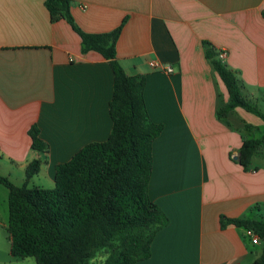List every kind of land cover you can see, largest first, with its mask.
Masks as SVG:
<instances>
[{"label": "crops", "instance_id": "0c3cea01", "mask_svg": "<svg viewBox=\"0 0 264 264\" xmlns=\"http://www.w3.org/2000/svg\"><path fill=\"white\" fill-rule=\"evenodd\" d=\"M71 1L87 33L112 32L126 20L117 58L128 76L146 78L148 114L164 126L153 144L149 196L168 225L156 235L150 259L138 264H252L263 241L254 245L245 228L222 229L221 219L264 221L257 219L264 214V168L254 165L257 154L250 169L239 163L243 141L257 140L264 119L242 108L226 121L217 117L228 91L207 51L225 53L223 63L259 109L264 0ZM45 2L0 0V166H11L1 175L16 172L15 185L22 186L27 166L41 158L28 186L52 189L59 164L110 137L114 74L100 54L82 52L81 37L65 19L51 21ZM153 61L173 73L154 70ZM35 125L48 153L32 149Z\"/></svg>", "mask_w": 264, "mask_h": 264}, {"label": "trees", "instance_id": "16d2710c", "mask_svg": "<svg viewBox=\"0 0 264 264\" xmlns=\"http://www.w3.org/2000/svg\"><path fill=\"white\" fill-rule=\"evenodd\" d=\"M51 21L65 19L82 39V52H96L109 61L114 74L109 104L113 126L104 142L87 145L70 161L56 167L55 187L28 186L40 173L41 158L26 168V183L17 186L0 174L8 189L10 254L35 258L37 264H138L150 259L152 244L168 218L149 196L153 169V144L164 126L152 121L144 100L146 78L128 76L117 58L116 45L126 20L103 34L83 31L72 15L71 0H46ZM264 16V11H263ZM207 58L224 82L228 101L220 100L217 117L223 121L242 108L264 119L243 94L238 73L223 63L218 51ZM32 149L49 151L38 126L29 132ZM264 139L244 140L239 163L246 170L262 149ZM229 225L253 231L264 241V221L222 217ZM105 258V259H104ZM252 264H264V247Z\"/></svg>", "mask_w": 264, "mask_h": 264}, {"label": "rangeland", "instance_id": "374dc122", "mask_svg": "<svg viewBox=\"0 0 264 264\" xmlns=\"http://www.w3.org/2000/svg\"><path fill=\"white\" fill-rule=\"evenodd\" d=\"M259 110L264 114V102L260 101L257 102ZM257 139H264L262 138L264 136V129L261 131H258L255 133ZM254 165H256L259 168H264V143L262 149L258 152V154L255 156ZM9 165L1 164L0 166V174L7 176L9 175L10 171ZM9 180L14 183L18 184L17 181V173L13 172L10 176ZM35 184H38L40 186H46L42 184L37 178H35ZM21 186V185H20ZM47 189L48 187H43ZM53 188V187H51ZM9 211H8V189L0 184V247L3 248L2 255L5 257L6 261H3V264H37L35 258H14L7 253V250H9L10 243H9V233H8V225H9ZM260 216L257 219H260L261 217L264 218V214L258 213ZM262 245L264 246V241L262 242ZM258 249H261V247H258ZM105 259V258H104ZM102 260L101 256H97V258L94 260L95 264H99V262Z\"/></svg>", "mask_w": 264, "mask_h": 264}, {"label": "built area", "instance_id": "2783aa9c", "mask_svg": "<svg viewBox=\"0 0 264 264\" xmlns=\"http://www.w3.org/2000/svg\"><path fill=\"white\" fill-rule=\"evenodd\" d=\"M219 57L220 59H223L225 57V53L224 52L219 53ZM150 65L156 71L167 72L169 74L173 73V69L171 67H163L157 61L151 62ZM246 236L251 239L254 245L259 244L261 241L260 238L251 230H246Z\"/></svg>", "mask_w": 264, "mask_h": 264}, {"label": "water", "instance_id": "95a60500", "mask_svg": "<svg viewBox=\"0 0 264 264\" xmlns=\"http://www.w3.org/2000/svg\"><path fill=\"white\" fill-rule=\"evenodd\" d=\"M249 167H251V165Z\"/></svg>", "mask_w": 264, "mask_h": 264}]
</instances>
